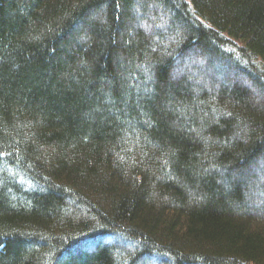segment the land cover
Returning a JSON list of instances; mask_svg holds the SVG:
<instances>
[{"label":"trees","instance_id":"16d2710c","mask_svg":"<svg viewBox=\"0 0 264 264\" xmlns=\"http://www.w3.org/2000/svg\"><path fill=\"white\" fill-rule=\"evenodd\" d=\"M0 264H264V0H0Z\"/></svg>","mask_w":264,"mask_h":264}]
</instances>
